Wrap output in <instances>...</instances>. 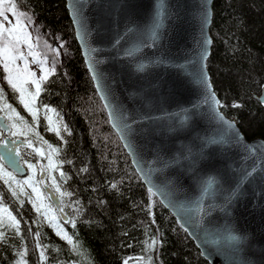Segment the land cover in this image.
Returning <instances> with one entry per match:
<instances>
[{
  "label": "water",
  "instance_id": "1",
  "mask_svg": "<svg viewBox=\"0 0 264 264\" xmlns=\"http://www.w3.org/2000/svg\"><path fill=\"white\" fill-rule=\"evenodd\" d=\"M212 2L65 0L109 125L147 189L209 264H264V139L245 138L220 110L206 66ZM257 99L264 102V86ZM0 129L9 142L0 144L3 165L27 175L15 151L18 167L9 164L7 149L28 141L10 138L1 114Z\"/></svg>",
  "mask_w": 264,
  "mask_h": 264
},
{
  "label": "trees",
  "instance_id": "2",
  "mask_svg": "<svg viewBox=\"0 0 264 264\" xmlns=\"http://www.w3.org/2000/svg\"><path fill=\"white\" fill-rule=\"evenodd\" d=\"M10 1L34 19L42 34L72 41L65 65L69 69L64 74L50 73L41 82L36 104L50 107L49 126L60 131L57 139L47 133L44 145L59 147L54 157L63 175L55 184L52 178L49 182L67 220L62 221L52 205V219L43 210L37 212L36 197L26 191L23 198L13 196L8 189L11 179L3 178L9 183L0 190L2 202L12 199L7 210L19 224L18 229L10 226L14 222L8 214L0 218L4 223L0 231L5 233L0 240V264H209L144 185L109 125L75 40L65 0ZM211 8L212 45L206 66L220 110L237 123L245 138L264 139V102L257 99L264 86V0H213ZM9 97L11 106L21 109ZM0 114L11 121L1 108ZM22 117L29 126L18 123L31 133L13 136L11 129L10 136L41 146L38 126L47 129L40 115L37 126L24 113ZM29 172L31 183L46 197L33 168Z\"/></svg>",
  "mask_w": 264,
  "mask_h": 264
},
{
  "label": "snow or ice",
  "instance_id": "3",
  "mask_svg": "<svg viewBox=\"0 0 264 264\" xmlns=\"http://www.w3.org/2000/svg\"><path fill=\"white\" fill-rule=\"evenodd\" d=\"M5 0H0V63L3 64L4 71L7 73V76L4 77V79L7 81V84L11 86V88L14 91H18L20 93V100L23 104V107L28 110L29 113H31V116L33 120L35 121L37 118V109L34 106V101L36 99V96L41 91V81L45 80L47 78L46 75H42L39 80L35 79V72H31L28 69V61L27 57L24 56V54L20 50V45L27 44L29 48V55H34L31 51L33 45L29 42L30 33L27 31V26L25 24L21 23V17H24L25 20H27L28 23L32 22V18L30 16H27L24 12H18L17 11V5L16 3L9 2L7 8L5 9ZM6 11L11 13L13 17L16 19V23L13 24L12 21L9 19L8 15H6ZM5 24L8 25V27H5ZM19 59H23L25 61L24 68L21 70L18 65H16V61ZM33 62H36L35 59ZM41 66H43V61L39 62ZM53 63H55L53 61ZM35 85V93H31L28 91L26 85ZM4 97L2 95V88H0V100H3ZM5 107L9 108V110L13 113H15V109H12L10 105H7L5 103ZM15 116L27 127L26 121H24L23 117L19 116V113H15ZM9 119H12L10 116ZM10 128H18V125L13 122L10 125ZM56 134L59 136L60 131L59 129H53ZM66 130V129H65ZM25 135L24 131L19 132H12V135ZM63 139V137H61ZM9 142L6 140L0 139V144L7 145ZM12 144H15V141L11 142ZM44 143H47L46 141ZM28 146H32L31 140L28 141ZM49 148L51 149V152H57L58 149L52 148L51 145H49ZM16 152V155H19L18 149H7L8 152V162L13 167H18V162L13 155V152ZM39 151V150H37ZM4 157L0 155V160H3ZM49 160V167L53 168L55 165L52 163V156L51 154L48 155ZM25 163L28 165L29 168H34L35 165L28 163L25 161ZM85 169H82L84 171ZM43 171V169H42ZM0 174L9 177V179L14 180L15 178L12 176V173L8 172L3 164H0ZM63 175V173H61ZM31 177L27 181L22 182H16L20 191L23 192L24 184H28L29 187L32 188V192L36 193L37 199L40 197V192L37 187H35L31 183ZM5 184L9 183V180L4 181ZM53 183L55 184V178H53ZM113 188L116 187V185H112ZM56 191L60 192V188L57 185ZM13 196H16V191L12 192ZM61 195H65V193H61ZM70 195V193H68ZM4 211H7L6 209ZM37 212H40V207L36 208ZM62 211V209H60ZM47 215V213H45ZM9 220L14 222L10 226L17 227L19 221H17L15 216H12L11 213H8ZM54 219V218H53ZM4 227V223L2 220H0V228ZM69 239V237H66ZM5 239V233L3 231H0V240ZM235 239V237H233ZM43 255V253H41ZM125 264H127V261H125Z\"/></svg>",
  "mask_w": 264,
  "mask_h": 264
},
{
  "label": "rangeland",
  "instance_id": "4",
  "mask_svg": "<svg viewBox=\"0 0 264 264\" xmlns=\"http://www.w3.org/2000/svg\"><path fill=\"white\" fill-rule=\"evenodd\" d=\"M9 2H11L10 0H5V9L7 8ZM18 12H22L17 10ZM27 16H29L27 13H25ZM6 15H8L9 19L12 21L13 24L16 23V19L15 17H13V15L9 12L6 11ZM31 17V16H30ZM32 18V17H31ZM21 23L25 24L27 26V31L30 33V38H29V42L33 45L31 51L34 55H29V48L27 46V44H21L20 45V50L21 52L24 54V56L27 57V61H28V69L31 72H35V79L39 80L40 77L42 75H46L48 76L53 68H55L56 66L60 65L63 63V58L66 56H68L67 51H68V40H61L58 38V35L56 36H46L45 34H42V31L40 32V28L38 26V24L34 21V19L32 18V22L28 23L27 20L24 19V17H21ZM5 27H8L7 24H5ZM45 35V36H44ZM53 44V46H52ZM35 59L36 62H33V60ZM40 61H43V66L40 65ZM53 61L55 63H53ZM24 64L25 61L23 59H19L16 61V65L19 66V68L22 70L24 68ZM7 76V73L4 71L3 68V64L0 63V88H2V95L4 97L3 100H0V108L1 110H3L8 117H12L11 121L8 123L9 126V131L14 132H19V131H24L26 133H31V130L29 128L25 129L24 127L22 128V126L18 123L19 119L15 116V113H20L19 116L22 117V113H24L25 117H28L30 119V123L34 126H37V121L33 120L31 113L28 112L27 109H25L23 107V104L21 103L20 100V93L18 91H14L11 86H9L7 84V81L4 79V77ZM27 89L29 92L31 93H35V85H26ZM9 95L14 97V101L15 103H19V107H21V109H19L18 107H16V105L13 107L11 106L12 101L9 99ZM37 98V96H36ZM5 103L7 105H10L12 107V109H15V113L11 112L9 110V108L5 107ZM34 106L37 109V115H41V108L36 105V99L34 101ZM47 120L49 121V115L47 117ZM46 120V121H47ZM47 121V122H48ZM15 122L18 125V128H10V125ZM29 126V125H27ZM42 149L45 151V159H44V163L46 164V166L49 167V160H48V155L51 154L52 156V163L54 164V153L51 152V149L49 147H42ZM40 152L42 151L41 148L37 149ZM38 151V152H39ZM39 159L41 160V157H39ZM43 163V164H44ZM50 169V167H49ZM35 174L34 176L38 179V172L39 169H37V167L35 166L33 168ZM31 176H27L24 178H21L20 180L16 181L13 180L11 181V185L8 186V189L10 190V192L12 193L13 191H16L17 195L19 198H23L24 197V192L26 191L27 194H30L28 196L31 197H36V202L39 204L40 206V210H43L44 214L47 213L46 216H48L50 219H52L53 217V213L51 212L49 205L51 206L50 202L48 201V199L46 197H44L41 193H40V197L39 199H37V195L36 193L32 192V188L28 186V184H24L23 188L24 191L21 192L17 183L16 182H22V181H27L29 180ZM33 179V176L31 177ZM31 179V180H32ZM42 190V189H41ZM43 191V190H42ZM44 193V192H43ZM45 195V193H44ZM46 196V195H45ZM12 199H9V202ZM9 202L4 204L2 202V198H1V193H0V218L7 216V214L9 213V211L7 210V208H9ZM7 211H4V210Z\"/></svg>",
  "mask_w": 264,
  "mask_h": 264
},
{
  "label": "flooded vegetation",
  "instance_id": "5",
  "mask_svg": "<svg viewBox=\"0 0 264 264\" xmlns=\"http://www.w3.org/2000/svg\"><path fill=\"white\" fill-rule=\"evenodd\" d=\"M58 38L59 39H61V37H60V35L58 36ZM62 40V39H61ZM70 44H72V41L70 40V39H68V51H67V54H68V56L66 57H64L63 58V61H65V62H63L62 64H60V65H58V66H56L55 68H53V70H52V72L51 73H55V72H57V73H59V74H64L69 68H67L65 65H66V63H67V59L69 58V56H71V47H70ZM52 46H53V44H52ZM61 68H64V70H62V71H59ZM59 69V70H58ZM42 82V81H41ZM41 94V91L39 92V94L37 95V98H38V96ZM37 98H36V104L38 105V103H37ZM42 108H41V115H40V123L42 124H44V125H46L45 127H46V129L47 130H45L44 128H42L41 127V125H39L38 126V131L42 134V143H41V146H37V145H32V147L30 148V147H20V149H19V156H20V161H21V163L27 168V175H25V176H23V177H20V176H17L16 174H14L11 170H9V169H7L5 166H4V168L8 171V172H10V173H12V176L15 178L14 180H16V178H19V179H21V178H24V177H27L28 175H29V167H28V165L25 163V161H27L28 163L30 162V161H32L31 162V164H33V165H35L36 167H37V169H39L38 168V162L40 161L41 163H42V166L44 167L45 165L43 164L44 163V159H45V151L42 149V147H44L45 145V141L47 142V139H48V137H47V133H52V135L54 136V138L55 139H57L59 136L56 134V132L54 131V130H52L51 129V127L49 126L50 124L47 122L48 120H47V117H48V115H50L51 114V111H50V107L49 106H47V105H43V106H41ZM2 115V114H1ZM3 116V115H2ZM4 117V116H3ZM5 118V117H4ZM47 120V121H46ZM5 121H6V119H5ZM6 123H7V121H6ZM8 124V123H7ZM53 128V127H52ZM54 129V128H53ZM10 131H8V133H7V135L10 137V138H17V137H12V136H10V133H9ZM4 135L5 134H3V132L1 131V129H0V139H2L3 137H4ZM50 145H52L53 146V148H55V149H58V151L57 152H55V155H57L58 154V152H59V147H58V144H53V143H49ZM41 148V152L39 151H37V149H40ZM39 157H41V160L39 159ZM0 164H3L2 163V161L0 160ZM54 165H55V167H53L50 171H49V169H47L46 167H44V169H45V172H46V176H45V179H46V183H47V185L52 189V191L54 192V189H53V187L51 186V184H50V182H49V180H50V178H55V181L58 179V178H62V175H61V173H62V168H61V165L59 164V163H57L56 162V160H55V157H54ZM9 178V177H7V176H4V175H2V174H0V190H3V187L5 188V183L3 182V178ZM11 181H13V180H11ZM12 183V182H11ZM10 183V184H11ZM39 185H40V183H39ZM44 192V191H43ZM45 193V192H44ZM55 193V192H54ZM46 195V194H45ZM46 198L48 199V197H47V195H46ZM51 204V203H50ZM52 205V204H51ZM53 206V205H52ZM54 208V207H53ZM55 209V208H54ZM55 211H56V209H55ZM57 212V211H56Z\"/></svg>",
  "mask_w": 264,
  "mask_h": 264
}]
</instances>
